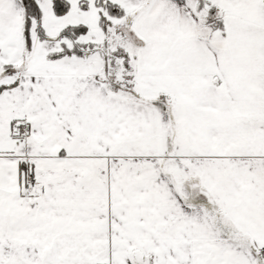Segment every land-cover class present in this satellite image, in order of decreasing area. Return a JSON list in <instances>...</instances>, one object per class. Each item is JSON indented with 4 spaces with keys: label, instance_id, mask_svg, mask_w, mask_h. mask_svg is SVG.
I'll return each mask as SVG.
<instances>
[{
    "label": "snow or ice",
    "instance_id": "6c2138e0",
    "mask_svg": "<svg viewBox=\"0 0 264 264\" xmlns=\"http://www.w3.org/2000/svg\"><path fill=\"white\" fill-rule=\"evenodd\" d=\"M0 264H264V0H0Z\"/></svg>",
    "mask_w": 264,
    "mask_h": 264
}]
</instances>
